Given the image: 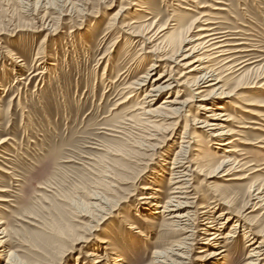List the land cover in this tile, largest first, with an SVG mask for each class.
<instances>
[{"label": "rangeland", "instance_id": "rangeland-1", "mask_svg": "<svg viewBox=\"0 0 264 264\" xmlns=\"http://www.w3.org/2000/svg\"><path fill=\"white\" fill-rule=\"evenodd\" d=\"M210 13L218 17L221 28L231 30L233 43L244 41L245 47L254 48L256 66L263 73L264 0H0V140L11 137L0 148V189H9L0 191V198L6 200L0 202V220L9 233V248L22 261L98 264L120 255L122 264H153L155 249L182 239L180 233L163 226L160 215L146 212L147 206L141 202L145 193L154 192L144 189L149 185L164 192L155 190L159 196H167L172 161L185 139V120L176 126L166 152H154L148 144L155 141L147 136L128 133L129 137H122L115 126L130 109L139 107L138 98L122 101L129 94L127 87L152 63L159 65L157 74L164 72L165 79L171 78L170 69L165 72L169 59L157 61L146 51L158 44V53L168 54L164 46L175 38L177 21L189 25ZM118 21L125 24L123 30L116 25ZM136 34L151 39L143 43ZM181 70L179 67V74ZM179 74H173L171 82ZM151 80L146 82L147 90ZM243 81L229 84L236 97L219 104L224 107L220 110L236 117L228 128L243 133L234 137L240 139L249 158L264 161V148L252 145L264 137L263 130L252 128L264 129V121H259L260 126L250 123L252 117L232 106L233 100L240 105L244 98L264 100V90L240 89ZM168 97L192 101L190 91L178 95L176 89L166 90L147 109ZM189 106L193 127L194 120L204 119L205 111L193 103ZM245 117L250 128H238L245 126ZM200 126L197 123L196 131L207 138ZM246 140L252 143L246 144ZM102 142L109 153L96 149ZM227 147H221L219 153ZM197 148L190 155L195 156ZM3 168L12 173L6 174ZM243 172L222 176L224 172L219 171L209 182L198 174L196 187L204 200L211 199L214 192L239 196L240 205L248 200L243 208L247 216L240 223L249 226L247 222H254L257 231L264 225V204L253 212L262 201L252 199L248 190L252 180L258 186L264 184V170L253 179L228 181ZM96 197L105 198L113 208L104 221L100 220L104 213L93 206ZM102 207L106 208L105 203ZM233 223L222 230L224 235L236 234L230 239V262L226 259L224 264H247V229L234 228ZM40 225L50 233L40 230ZM136 225L149 234L147 239L137 232L139 228H132ZM253 232L250 238L257 243L259 237L253 239ZM163 234H167L164 239ZM204 241L200 238L190 251L193 264H206L200 252ZM1 256L0 264H8Z\"/></svg>", "mask_w": 264, "mask_h": 264}, {"label": "bare ground", "instance_id": "bare-ground-1", "mask_svg": "<svg viewBox=\"0 0 264 264\" xmlns=\"http://www.w3.org/2000/svg\"><path fill=\"white\" fill-rule=\"evenodd\" d=\"M191 1L197 2V0ZM205 14H202L197 19H193L189 25L179 24L177 21L175 26H178V32H176L175 38L171 39L164 46L168 54L161 56L158 53L160 49L158 44L146 51L154 54L157 61L169 59V62H165V72H167V69H170L171 78L165 79L166 75L164 72L157 74L159 65L152 63L145 74L132 81L127 87L129 94L122 103L135 97L136 100L138 98L139 102L137 104L139 107L130 109V114L122 117L123 119L115 126L120 129L115 130V132L122 133V137L124 135L129 137L128 133L147 136L148 140L155 141V143L151 142L148 144L153 150L155 149L154 152L160 149L166 152L168 142L174 138L176 133V126L185 120L183 131L185 139H181L180 142H183V145L180 144L178 146L179 150H177L176 156L172 161V172L169 178L170 181L167 184V196L164 198L159 196L155 190L164 192L157 187H153V185L144 187L148 191L154 189V192L145 193L144 197H142L143 202L141 203L147 206L146 212L157 213L164 219V227L183 236L181 240L173 241L167 247L155 249L153 254L155 264H193L194 258L191 257L190 251L200 238L205 240V244L202 246L200 252L204 253L202 254V258L206 260V264H224L226 263V259L227 263L230 262L228 254L233 242L230 239L236 237V234L231 232L224 235L222 230L232 220L235 221L233 223L234 228L242 227L244 232L247 229V233L244 235L245 239L248 238L250 246L247 264H264V225L260 230L255 231L256 224L254 222H247L249 226L240 223V220L243 221L247 216L244 215L243 208L248 206V200L243 201L240 205L239 196H227L217 192L212 193L211 199L204 200L203 195L196 187L198 174L203 175L204 180L209 182L219 171L224 172L222 176H227L232 174L231 172H245L246 170L248 171V175L243 174V172L240 176H231L228 180L242 181L247 177L253 179L254 174L264 170V161L249 158L246 149L241 148L239 145L241 143L240 139L234 137V135L243 133L232 131L228 128V123L236 117L221 111L220 109L223 110L224 107L223 105H219L224 104L227 98L236 97L235 91L229 87V84L234 81L239 82L240 80H244L243 86L239 87L240 89L246 87L247 89L260 88L264 90V72L259 73L262 67L256 66L258 60L253 53L255 51L253 50L254 48L245 47V43L247 42L244 41L233 43V39L231 40L230 36L231 33L229 32L231 30L221 28L218 25L220 21L217 20L218 17L215 14ZM156 23L157 19L152 22L151 26L153 27ZM116 25L122 30L125 27V24L119 21ZM162 35L164 39L168 38L165 34ZM135 36L143 38V43L149 42L151 39V36H146L145 38L140 34H136ZM176 55H181V58L173 59ZM179 67L183 68L180 74L178 71ZM175 73H178L179 77L173 79L171 82ZM149 79H152L150 82L151 86L147 90L146 82ZM174 89H176L178 95L190 91L192 101L179 102L168 97L162 100L161 104H158L155 108L147 109L148 106L153 105V100L163 94L164 91ZM142 93L144 94L142 95ZM141 95L143 97L140 99ZM1 102L2 96H0V116L3 115ZM192 103L205 111L203 120L195 122L193 119V127L190 126L192 116H190L188 109ZM243 103L244 105H240L237 101L233 100L232 106L239 109V112L252 117L254 120L250 123L262 125L259 121H264V100L244 98ZM246 122L249 121L245 117V126L239 125L243 127L238 128H250ZM197 123H201L200 128L202 129L200 131H205L208 134L207 138L199 131H196ZM205 127L207 130L203 129ZM252 129L264 131V129L258 126ZM109 130H112V128ZM230 136L232 137L230 138ZM9 140H11V137L0 140V148L3 149L2 146ZM255 140L257 142H253L252 145L264 148V137ZM139 143L145 146L143 138L139 139ZM209 143L212 145V150ZM250 143L252 142L246 140V144ZM257 143L262 144L258 145ZM225 146H228L224 150L225 153H219L218 150ZM95 147L98 150L105 151V153L111 151L104 142ZM196 148L197 154L195 156L190 155V150ZM3 172L6 174L12 173L9 170L5 171V169ZM256 183V181H251L248 192L251 193L252 199H258L262 201V204L256 206L252 210L253 212L262 209L264 204V184L258 186ZM8 190L0 189L3 192H8ZM96 199L98 201H95L93 206L96 208V211L104 213L100 217V220L104 221L108 215L111 216L109 211H112L113 208L108 206L105 198L96 197ZM157 199L160 200L156 201ZM2 201L6 200L0 198V202ZM104 203L106 208L102 207ZM255 205L257 203H253V206ZM104 209H107V211ZM144 220L150 223L153 222L148 217H145ZM2 224L4 222L0 220L1 257L4 256L6 258L5 262L8 264H29L22 261L20 255L9 248V233L6 228H2ZM39 228L46 231V233H50L41 225ZM132 228H139L137 232L141 236L146 239L149 237V234L137 225L132 226ZM252 232L255 235L253 239L256 240L259 237L257 243H253V240L250 238ZM202 233L203 236H201ZM166 237L167 234H163L162 238ZM220 239H225L226 242L222 243ZM101 242L105 243L107 241L101 240ZM104 261L105 263L103 261L97 263L122 264L123 258L118 255L113 259H105Z\"/></svg>", "mask_w": 264, "mask_h": 264}]
</instances>
